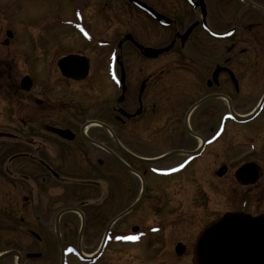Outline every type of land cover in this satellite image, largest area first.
<instances>
[{
  "label": "flooded vegetation",
  "instance_id": "1",
  "mask_svg": "<svg viewBox=\"0 0 264 264\" xmlns=\"http://www.w3.org/2000/svg\"><path fill=\"white\" fill-rule=\"evenodd\" d=\"M86 3L107 33L95 34L86 14L85 39H68L78 33L65 25L53 43L38 42V61L22 59L18 80L15 57L0 61V251L28 252L8 245L16 219L20 239L35 219L56 238L94 240L148 188L145 219L158 220L159 187L189 174L200 187L214 173L215 215L172 218L180 236L164 244L147 232V253L164 256L158 249L172 253L181 242L191 255L198 232L224 212L264 214V0ZM206 156L216 166L207 161L200 174Z\"/></svg>",
  "mask_w": 264,
  "mask_h": 264
},
{
  "label": "rangeland",
  "instance_id": "2",
  "mask_svg": "<svg viewBox=\"0 0 264 264\" xmlns=\"http://www.w3.org/2000/svg\"><path fill=\"white\" fill-rule=\"evenodd\" d=\"M80 1L81 0H0V61L3 62L8 56L15 57L14 61L16 69L14 70L13 75L15 79L18 80L25 73L26 62H23L22 60L24 57L30 58L29 62L38 61L33 58L39 54L37 50V42L42 41L44 42L43 44L53 43L61 33L58 30L69 31L62 22L65 19H75L73 16L74 6ZM84 1L87 2V0ZM103 1L104 0H99V5H101ZM95 3H97V0H95ZM95 3H92L95 5L94 7H96ZM87 8V3L82 6L84 16L86 13L89 19L93 18V25L94 27H97L94 30L95 34L101 35L107 33L106 27H103V23L106 21L102 18V15L100 14L97 16L96 12L94 13ZM59 25H63V29H59ZM8 28L13 32V36L10 37L9 40H6L7 44H4L3 39L5 37V30ZM67 34L73 36V38L68 39L81 41V36H78L71 31L67 32ZM256 96L257 92H253L250 95V99H253ZM214 149V145L209 147L210 152H213ZM207 161L211 162L210 167L214 166L215 168L216 164L214 157L206 156L205 169L202 165L200 174H204V170H207ZM226 162L229 161L227 160ZM190 172H192V170ZM185 178L188 182H185L183 185L181 177L178 184H171L170 186L159 187L158 189L157 200L159 199V201L157 202L156 210H159L156 217L158 220L164 221V224L161 225L163 229L157 235L162 238L164 244L174 241L180 236L178 235L177 228L183 224L173 223L171 220L172 218L176 216L193 218L206 216L208 219L215 215L217 196L216 187H214V183L216 182L214 173L211 172L207 175L205 182L203 181L199 184L200 187H195L191 182L192 179H194L195 182L197 181L196 174H189L188 176H185ZM221 182L228 184V178H222ZM144 193L139 208L130 213L126 217L127 219L124 223L119 226L121 222L116 221L112 225L107 224L105 226L109 229L114 226L119 231L128 232L130 231V227L134 224L139 225L140 229H146L152 224L159 225L158 220L152 218L145 219L152 216V214L148 213L153 209L154 200L149 198V188ZM193 194L195 196L194 198L192 197ZM30 209L34 210V206L30 205ZM116 210L117 209L109 210V215ZM16 222H18L17 219L13 222L15 230L12 237L9 238V240L12 241H9L8 245H13V249H25L28 252H42L39 258L23 257L21 264H59L60 249L66 244L79 245L83 249V252L93 254L100 245L101 237L105 228L104 226L103 231L101 230V233L94 240L85 236H82L77 240H73V237L71 239L60 237L58 240L54 232L45 229L42 224L35 219H32V222L27 223L26 225L41 237V240L37 241L30 233L27 234L25 239H20L16 233V227L19 223L16 224ZM1 227H3V225ZM188 228H191V226H188ZM149 245L148 240H142L138 245L126 244L120 246L117 244H109L106 247L104 254L94 264H153L155 262H164L166 264H192L189 254L182 256L173 252L170 253L167 250L158 249L163 255H165L162 256L155 255L153 252L147 253L145 250L139 252L137 249L139 247L143 249L149 248ZM5 246L6 234L5 232H1L0 249H4ZM143 254H146L147 256ZM148 256L150 259L156 260H147L149 259ZM158 258H163L164 261H161ZM4 261L5 260H0V264ZM68 261L69 264H89L78 262L72 257L68 258ZM12 264H15V261H13Z\"/></svg>",
  "mask_w": 264,
  "mask_h": 264
},
{
  "label": "water",
  "instance_id": "3",
  "mask_svg": "<svg viewBox=\"0 0 264 264\" xmlns=\"http://www.w3.org/2000/svg\"><path fill=\"white\" fill-rule=\"evenodd\" d=\"M224 217H230L229 221H214L202 231L193 264H264V215L228 213ZM220 221L225 228L220 229ZM182 250L183 246H176L177 253Z\"/></svg>",
  "mask_w": 264,
  "mask_h": 264
},
{
  "label": "snow or ice",
  "instance_id": "4",
  "mask_svg": "<svg viewBox=\"0 0 264 264\" xmlns=\"http://www.w3.org/2000/svg\"><path fill=\"white\" fill-rule=\"evenodd\" d=\"M85 34L87 35V33H85ZM120 239H126V240H133V241H135V240H138L139 237L138 236H127V237H120ZM69 251H71V249Z\"/></svg>",
  "mask_w": 264,
  "mask_h": 264
},
{
  "label": "bare ground",
  "instance_id": "5",
  "mask_svg": "<svg viewBox=\"0 0 264 264\" xmlns=\"http://www.w3.org/2000/svg\"><path fill=\"white\" fill-rule=\"evenodd\" d=\"M87 256H89V255H87Z\"/></svg>",
  "mask_w": 264,
  "mask_h": 264
}]
</instances>
